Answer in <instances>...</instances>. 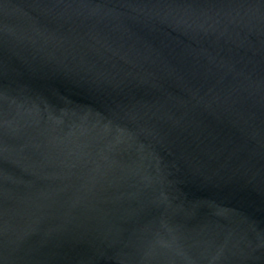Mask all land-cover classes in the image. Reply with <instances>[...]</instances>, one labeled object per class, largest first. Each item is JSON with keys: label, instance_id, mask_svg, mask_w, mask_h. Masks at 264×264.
<instances>
[{"label": "water", "instance_id": "water-1", "mask_svg": "<svg viewBox=\"0 0 264 264\" xmlns=\"http://www.w3.org/2000/svg\"><path fill=\"white\" fill-rule=\"evenodd\" d=\"M0 264H264V0H0Z\"/></svg>", "mask_w": 264, "mask_h": 264}]
</instances>
